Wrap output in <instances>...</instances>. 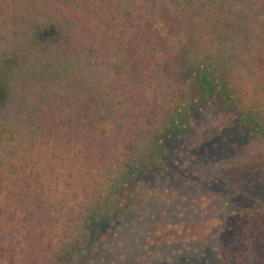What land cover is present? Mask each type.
<instances>
[{"label":"trees","instance_id":"obj_1","mask_svg":"<svg viewBox=\"0 0 264 264\" xmlns=\"http://www.w3.org/2000/svg\"><path fill=\"white\" fill-rule=\"evenodd\" d=\"M190 93L221 102L246 141L199 243L215 242V264H264V0H0V264H90L115 244L190 128ZM157 236L162 254L175 245Z\"/></svg>","mask_w":264,"mask_h":264},{"label":"rangeland","instance_id":"obj_2","mask_svg":"<svg viewBox=\"0 0 264 264\" xmlns=\"http://www.w3.org/2000/svg\"><path fill=\"white\" fill-rule=\"evenodd\" d=\"M189 95L193 109L190 128L182 136L165 144L163 168L159 174H153L155 177L158 175L156 178H150L148 181L142 212L127 220L123 234L116 239L115 244L101 241L106 245H99L101 250L90 264H124L122 258L127 252L142 255L144 264H172L169 262L176 258L175 252L179 249L183 253L187 251L190 257L202 252L205 256L203 264H215L212 260L217 249L215 242L204 241L205 246H201L199 242L205 238L208 227L218 224L216 218L219 209L215 206L220 201L225 202L224 196L229 195L225 179L228 169L223 165L226 161L233 160L237 149L240 150L246 141L239 136L237 117L221 102L212 101L205 104L199 102L193 93ZM258 184H262V187H257V195L264 189V175L259 176ZM247 192L256 193L254 188H247ZM154 199L160 200L155 215L150 210ZM175 208L176 214H171ZM180 209L185 210L184 215L178 211ZM231 220L232 218H229V227ZM158 223V233H152L153 224ZM181 223H186L185 228H189L187 232H178L174 227L173 230L167 229L169 224L177 226ZM225 224L227 225L228 221H225ZM132 226L143 230V233L131 235L128 230ZM53 230L56 229L51 224L45 225L42 234L49 239L51 233L50 239L53 240V235L57 233V230L54 233ZM157 234L155 239H170L175 244L169 247L165 254H162L161 248L152 245L156 241H153L152 237ZM183 264L192 263L185 261Z\"/></svg>","mask_w":264,"mask_h":264}]
</instances>
